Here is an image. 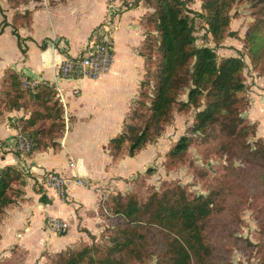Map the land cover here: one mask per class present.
<instances>
[{
	"label": "trees",
	"instance_id": "1",
	"mask_svg": "<svg viewBox=\"0 0 264 264\" xmlns=\"http://www.w3.org/2000/svg\"><path fill=\"white\" fill-rule=\"evenodd\" d=\"M150 1L154 8L143 16L145 31L139 50L145 72L120 131L107 143L109 152L134 156L152 143L172 118L174 108L182 112L193 108L190 134L180 135L165 156L170 163L181 161L193 137L201 135L202 141L211 140L216 151L226 155L228 164L217 179L221 184L205 196H189L178 184L152 191L144 200L130 190L110 194L99 203V213L120 220L105 243L66 248L49 264H134L151 255L157 257V264H218L225 259L219 258V252L227 250L231 232L224 219L230 201L237 199L236 211L249 193L259 190L264 202V140L256 135L255 124L241 114L248 105L245 62L240 55L218 59L213 47L195 44V16L203 20L214 46L237 35L229 29V11L235 0H202L199 11L188 6L189 0ZM248 1L254 19L242 47L252 70L264 75V0ZM24 80L30 79L14 71L4 75L0 105L25 113L12 122L30 139L31 152L57 146L63 121L61 104L52 98L54 89L47 81L29 85ZM180 94L186 95L185 100L178 98ZM234 160L242 166H234ZM151 170L146 167L142 176H149ZM249 180L255 183L248 188ZM24 184L18 167L6 164L0 168V219L4 209L20 198ZM39 199L47 201L43 194ZM214 223H223L216 229L217 238ZM95 237L89 234L92 240ZM259 264H264V257Z\"/></svg>",
	"mask_w": 264,
	"mask_h": 264
},
{
	"label": "crops",
	"instance_id": "2",
	"mask_svg": "<svg viewBox=\"0 0 264 264\" xmlns=\"http://www.w3.org/2000/svg\"><path fill=\"white\" fill-rule=\"evenodd\" d=\"M79 1L89 3L90 0ZM129 1L99 0L98 10L84 16H89L86 21L84 17L79 19L72 0H0V97L4 75L14 71L21 77L47 81L54 89V96L60 89L69 116L68 128L57 139L56 148L35 150L24 156L14 147L16 129L12 121L26 115L22 110L8 111L0 105V168L14 165L22 171L25 180L22 195L4 209L0 219V259L9 256L13 249L16 256L21 253L23 257L20 264H45L57 252L88 242L89 234H99L106 224L105 216L99 213V203L110 194L127 192L135 175L145 170L129 169L125 160L128 155L113 156L107 145L120 131L145 72L144 58L139 53L143 40L140 21L148 8L143 0L132 7L128 6ZM51 4L60 6L50 9ZM112 10L116 14L112 29L113 59L108 70L96 78H61L56 71L57 64L79 54L93 30ZM83 11L88 12L85 8ZM82 21L86 24L84 27H81ZM121 21L124 24L121 36L125 39L119 48L115 28ZM228 38L218 50L225 52L223 56H237L241 45ZM246 63L248 105L241 114L255 124L256 135L262 136L264 75L252 70L248 57ZM93 138L105 147L107 154L98 165L83 155L90 152ZM70 162H73L71 166ZM50 171L67 179L63 197L43 184ZM77 178L86 185L76 184ZM41 194L47 201H40ZM48 217L65 220L67 231L59 234L48 228L45 224Z\"/></svg>",
	"mask_w": 264,
	"mask_h": 264
},
{
	"label": "rangeland",
	"instance_id": "3",
	"mask_svg": "<svg viewBox=\"0 0 264 264\" xmlns=\"http://www.w3.org/2000/svg\"><path fill=\"white\" fill-rule=\"evenodd\" d=\"M72 1L73 4L76 5L75 10L79 19L80 17H84L89 14L91 15V13H94L96 9L98 10L99 0H90L89 3H83V1L79 0ZM134 1L135 0L129 1L130 5L133 4ZM201 2L202 0H189L188 6L193 10L199 11ZM144 4L148 8L147 12L145 13V15H147L153 11L154 6L150 0H144ZM54 5L60 6L59 4H51L49 8L52 9V6ZM89 7L92 8L89 9ZM84 8L86 11L88 10V12L83 11ZM42 9L46 8L43 6ZM67 9L68 8H66L65 11H67ZM229 15V29L234 30L237 34L235 37H231L233 38L231 41L236 40L237 44L241 45V49L237 51V55H240L245 62V74L246 67L248 66L246 63V58L248 56L243 50L244 48L242 47V39L250 23L254 19V16L252 15V7L250 6L249 1L235 0L230 8ZM88 17H84V20L89 21ZM142 19L140 22L143 26L144 21ZM85 25L86 24L82 21L81 27H84ZM81 27L79 28L81 29ZM123 28L124 24L122 21L118 24V27L115 28V39L119 48L124 44L125 38L121 36ZM143 31H145L144 26ZM194 36L196 46L208 44L214 48L218 59L223 57L225 54V52L222 50H218L219 46H214L210 37L205 33V25L203 20L196 16L194 21ZM226 39L228 40L229 38L226 37L224 40H222V42H224ZM89 40L90 38L88 41H86V43H88ZM224 47L229 48L228 45H225ZM231 48L233 47L231 46ZM139 50H141V47ZM145 68L146 66H144V69ZM137 83L138 82L136 79L135 87L137 86ZM52 98L54 100L55 96ZM178 98L185 100L186 95L180 94ZM24 100L27 104L30 103L28 98H25ZM101 103L102 101L99 102V105H101ZM194 113L195 110L193 108H190L185 112L178 111L174 108L172 112V118L168 123L163 125L152 143H150V145H146V147L138 151L135 156H126L125 160H127V163H129V169L133 168L135 171H143L146 167H152V170L147 177L142 176V174H136L133 180H131L132 182H130L131 187L127 191L130 190L136 192L139 198L144 200L150 192L161 191L165 186H169L171 184H178L182 186L189 196H205L208 194L210 188L219 187L221 183L220 180L217 179H219L220 175L223 173L225 166L228 164V160L226 155L216 151L215 145L211 140H206V142H204L202 141L201 135H195L181 161L170 163L165 156L166 151L177 141L180 135L190 134L189 128L192 125ZM98 115H100V113H98ZM62 124V130L56 139L60 138V136L63 134V131L65 130L64 123L62 122ZM118 127H120V124H118ZM262 137L264 140V135H262ZM92 140L94 141L91 143V147L88 148V151L90 152H85L83 155L89 160H92L94 164L98 165L101 161H103L104 158H106L107 154L104 152L105 147L99 145L98 141L96 142L94 138ZM53 148H56V146ZM145 161L147 162L144 164L145 166L142 167V164ZM233 164L236 167L242 166L239 160H234ZM253 183H255L253 180H249L247 183L248 188L250 187L249 184L252 185ZM236 200L237 199H232L230 201L231 207L228 209V212L226 211V215L224 217L225 220L227 218V224H229V226L231 225V227H229V232H231L230 237L227 238L229 239L226 247L227 250L222 251L221 249L219 252V258L222 257L225 259L218 260V264H259L261 258L264 257L263 199L259 190L255 193H249L248 198H246L244 201H241V204H238L235 211L234 207ZM226 204H228L227 200ZM119 220V217L107 215L105 221L106 224L104 225L106 230L104 233H102L103 235L99 236L104 228L98 235H96L95 239L92 240L89 238L88 242L81 243L79 247L85 244L89 245L92 242L103 245L105 243L104 239H106L108 236L112 226L115 225ZM222 225L223 223L213 224V234L216 236V238V229L221 228ZM12 250H10L11 253L9 256L6 255L4 259H0V262H4L6 260L9 262V264L22 263L23 257L21 253L16 256L14 254L15 251L12 252ZM57 253L54 256L49 257L45 264L51 263V261L57 256ZM134 264H157V257L155 255H151L144 261Z\"/></svg>",
	"mask_w": 264,
	"mask_h": 264
},
{
	"label": "built area",
	"instance_id": "4",
	"mask_svg": "<svg viewBox=\"0 0 264 264\" xmlns=\"http://www.w3.org/2000/svg\"><path fill=\"white\" fill-rule=\"evenodd\" d=\"M115 14L113 10L108 12L106 18L93 30L89 42L85 44L79 54L67 57L57 64L56 71L61 78H96L101 73L108 70L113 59L112 29L114 27ZM36 81L37 80L33 78L27 81L24 80V82L29 85H33ZM74 92H76V89H74ZM55 98H57L62 105V121L66 131L69 118L60 89L56 90ZM15 129L14 147L22 155L26 156L31 151L30 139L21 132L18 124H15ZM72 164L73 162L69 163L70 166ZM74 182L79 185H86V182L80 178L75 179ZM43 184L52 188L60 197H63L67 179L63 178L56 171H50L46 174ZM45 224L48 228L59 234L65 233L68 228L67 222L58 217H48L45 220Z\"/></svg>",
	"mask_w": 264,
	"mask_h": 264
}]
</instances>
